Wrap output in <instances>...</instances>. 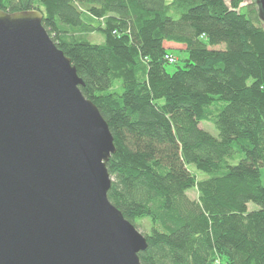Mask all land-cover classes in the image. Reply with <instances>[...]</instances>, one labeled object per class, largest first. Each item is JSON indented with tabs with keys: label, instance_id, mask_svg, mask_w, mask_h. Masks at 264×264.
Instances as JSON below:
<instances>
[{
	"label": "trees",
	"instance_id": "16d2710c",
	"mask_svg": "<svg viewBox=\"0 0 264 264\" xmlns=\"http://www.w3.org/2000/svg\"><path fill=\"white\" fill-rule=\"evenodd\" d=\"M242 3L0 0L44 15L107 121L109 200L146 238L142 264H264V23ZM166 43L189 54L171 74Z\"/></svg>",
	"mask_w": 264,
	"mask_h": 264
},
{
	"label": "water",
	"instance_id": "95a60500",
	"mask_svg": "<svg viewBox=\"0 0 264 264\" xmlns=\"http://www.w3.org/2000/svg\"><path fill=\"white\" fill-rule=\"evenodd\" d=\"M43 20L0 11V264H142L109 200L113 134Z\"/></svg>",
	"mask_w": 264,
	"mask_h": 264
},
{
	"label": "rangeland",
	"instance_id": "374dc122",
	"mask_svg": "<svg viewBox=\"0 0 264 264\" xmlns=\"http://www.w3.org/2000/svg\"><path fill=\"white\" fill-rule=\"evenodd\" d=\"M238 1H242V7L244 6H255V0H238ZM228 6L232 7L231 2L232 0H226ZM85 21L89 22V23H95L97 24V22H95L94 20H92L91 17L85 16ZM91 19V20H90ZM104 41V37L100 34H94V36L91 37V42L94 43H102ZM167 49H170L169 52L172 53L171 56H173L174 58V64H170V65H166V69L168 73H173L175 72L178 68H182L185 64V60L188 59L189 54L186 51H183V49H185L184 45H179V44H175V43H170L166 45ZM205 131L210 132L211 134H213L214 136L218 137V132L215 129V126L212 125L209 122L203 123L200 125ZM189 196L191 199H197V191L191 190L189 192ZM253 209H257V206L255 204H250L249 205V210L254 211Z\"/></svg>",
	"mask_w": 264,
	"mask_h": 264
},
{
	"label": "built area",
	"instance_id": "2783aa9c",
	"mask_svg": "<svg viewBox=\"0 0 264 264\" xmlns=\"http://www.w3.org/2000/svg\"><path fill=\"white\" fill-rule=\"evenodd\" d=\"M174 57L173 56H167L166 57V60H167V62H169L170 64H173V63H175L174 61V59H173Z\"/></svg>",
	"mask_w": 264,
	"mask_h": 264
},
{
	"label": "crops",
	"instance_id": "0c3cea01",
	"mask_svg": "<svg viewBox=\"0 0 264 264\" xmlns=\"http://www.w3.org/2000/svg\"><path fill=\"white\" fill-rule=\"evenodd\" d=\"M167 44H169V43H166V44H165V48H166V45H167ZM166 49H167V48H166ZM170 49H171V48H170ZM170 49H167V50H170ZM184 50H185V49H183V51H184Z\"/></svg>",
	"mask_w": 264,
	"mask_h": 264
}]
</instances>
